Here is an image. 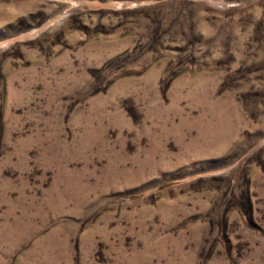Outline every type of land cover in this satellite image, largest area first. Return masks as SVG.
Listing matches in <instances>:
<instances>
[{
	"label": "rangeland",
	"instance_id": "obj_1",
	"mask_svg": "<svg viewBox=\"0 0 264 264\" xmlns=\"http://www.w3.org/2000/svg\"><path fill=\"white\" fill-rule=\"evenodd\" d=\"M0 264H264V0H0Z\"/></svg>",
	"mask_w": 264,
	"mask_h": 264
}]
</instances>
